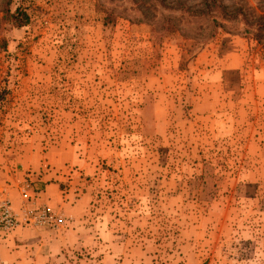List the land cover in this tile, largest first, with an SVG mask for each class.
Listing matches in <instances>:
<instances>
[{"label":"rangeland","instance_id":"obj_1","mask_svg":"<svg viewBox=\"0 0 264 264\" xmlns=\"http://www.w3.org/2000/svg\"><path fill=\"white\" fill-rule=\"evenodd\" d=\"M2 177L85 197L109 264H264V0H0Z\"/></svg>","mask_w":264,"mask_h":264},{"label":"crops","instance_id":"obj_2","mask_svg":"<svg viewBox=\"0 0 264 264\" xmlns=\"http://www.w3.org/2000/svg\"><path fill=\"white\" fill-rule=\"evenodd\" d=\"M14 180L11 179L12 183H9L5 177L1 178L0 201L8 198L13 210L19 213L27 200L19 183ZM38 185L35 184L30 190V194H34V190H40L37 193V203L48 205L52 209H61L74 221L60 231L44 227H17L11 232H6L0 228L2 264H69L71 253L94 243L100 244L101 247L97 250L103 252L104 261L112 262L111 252H106V247L102 248L101 241L107 240L104 237L105 229L84 217L87 212L85 197L75 199L71 190H63L57 183Z\"/></svg>","mask_w":264,"mask_h":264},{"label":"built area","instance_id":"obj_3","mask_svg":"<svg viewBox=\"0 0 264 264\" xmlns=\"http://www.w3.org/2000/svg\"><path fill=\"white\" fill-rule=\"evenodd\" d=\"M26 197V203L21 212H16L12 208L8 198L0 201V228L6 232H11L17 227H44L51 230H60L67 222L62 211L52 209L48 205L31 206L29 200L33 197L29 187L22 191ZM0 264H2L0 260Z\"/></svg>","mask_w":264,"mask_h":264},{"label":"trees","instance_id":"obj_4","mask_svg":"<svg viewBox=\"0 0 264 264\" xmlns=\"http://www.w3.org/2000/svg\"><path fill=\"white\" fill-rule=\"evenodd\" d=\"M4 14V18L14 27L22 28L30 24V16L28 12L22 8H17L14 12L10 8H7L5 9ZM110 16L107 18L110 19Z\"/></svg>","mask_w":264,"mask_h":264}]
</instances>
